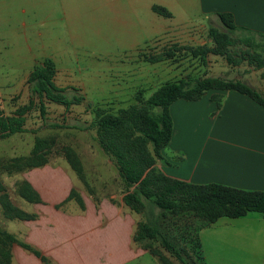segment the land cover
<instances>
[{"label":"rangeland","instance_id":"obj_1","mask_svg":"<svg viewBox=\"0 0 264 264\" xmlns=\"http://www.w3.org/2000/svg\"><path fill=\"white\" fill-rule=\"evenodd\" d=\"M152 1L158 3L159 0ZM167 1L172 6L176 4L175 0ZM175 10L177 16L172 20L145 5L132 10L124 2L113 8V0H0V109L6 115H13L18 108L28 107L27 131L0 139V188L16 206L21 207L24 202L29 208L19 188L34 171L17 172L12 162L16 157L30 155L37 137L55 142L49 155V167H71L67 157L70 156L83 168L84 179L78 178V187L85 195L121 206L126 192L116 159L101 147L97 129L90 127L97 115L121 116L132 107L156 114L159 109L149 108L145 102L165 82L184 77L236 78L238 72L252 65V56H264V36L228 30L217 16L208 19L199 8L189 14H181L176 5ZM181 24L188 25L190 30L163 32V27L175 28ZM213 28L225 34L224 37L216 40L211 35ZM203 47L208 51L205 60ZM47 58L55 63L56 83L65 88L67 96L70 99L83 97V100L67 109L63 104L46 99V113L42 115L38 97H32L28 77ZM250 77L264 90V71ZM129 131L134 132V129ZM135 138L127 137L126 142ZM66 147L71 149V154L64 149ZM148 149L153 154L151 144ZM169 151L167 147L166 152ZM161 164L169 167L164 159ZM3 190H0V229L8 231V219L17 218L5 215ZM127 210L134 215L135 249L150 252L136 257L130 264H163L160 255L152 254L153 251L168 260L166 264H204L197 241H202L201 254L208 264L205 253L217 248L216 241L207 239L208 236L226 230V240L236 242L227 232L233 231L239 223L233 218H220L208 225L192 212L176 215L156 209V218L151 221L149 210L145 213L134 212L129 207ZM141 222L156 223L161 237L135 241ZM241 225L239 223L238 227ZM164 237L181 252L183 260L162 245ZM238 243L241 247L248 242L239 239ZM237 247L230 248L237 250ZM7 248L0 243V264H7L4 253ZM218 249L221 246L218 245ZM225 249L228 248L223 247V252L219 250L215 254L221 258L224 253L228 260L243 259L239 251L226 252Z\"/></svg>","mask_w":264,"mask_h":264},{"label":"crops","instance_id":"obj_2","mask_svg":"<svg viewBox=\"0 0 264 264\" xmlns=\"http://www.w3.org/2000/svg\"><path fill=\"white\" fill-rule=\"evenodd\" d=\"M175 1L181 14L199 8L208 19H212L217 12H230L235 22L248 32L264 34V0ZM124 2L132 10L144 5L152 9L154 5H162L172 13L166 18L175 20L177 16L175 5L167 0L158 3L113 0V8ZM167 29L173 33L190 30L186 24L163 27V32ZM244 63L248 64L247 61ZM262 71L264 68L249 64L238 72L236 78L227 79L244 81L264 95V90L259 89L250 77ZM57 77L58 71L56 82ZM215 95L219 97L215 98ZM171 113L174 132L167 146L170 151L166 152L167 147L162 150L169 167H164L158 160L163 172L175 179L197 184L217 182L242 189L264 190V107L261 104L236 90H210L198 100H177L171 105ZM41 169L43 172H37ZM33 171L28 181L39 193L41 201L29 202L22 198L29 203V208L24 202L21 208L35 217L8 219L6 224L8 232L19 242L30 244L51 264H130L136 257L150 253L142 248L135 249L134 215L127 210L125 203L119 206L107 199L85 195L78 187V174L69 166L45 165L33 168ZM73 189L80 193L83 204L75 198L69 199ZM233 219L242 224L238 227L237 223V230L227 231L231 240L236 242L226 240V230L208 236L207 239L216 241L217 248L207 250L206 262L264 264V216L250 212ZM239 239L248 242L242 245L244 248L240 247ZM19 242L12 247V264H45L41 257ZM235 245L237 250L230 248ZM223 247L228 248L226 252L239 251L243 259L228 260L224 253L218 257L215 252L222 251Z\"/></svg>","mask_w":264,"mask_h":264},{"label":"trees","instance_id":"obj_3","mask_svg":"<svg viewBox=\"0 0 264 264\" xmlns=\"http://www.w3.org/2000/svg\"><path fill=\"white\" fill-rule=\"evenodd\" d=\"M153 10L165 17L172 16V13L162 5H154ZM216 15L228 30H248L238 25L234 15L230 12H217ZM254 33L264 36L261 32ZM211 35L218 40L225 34L213 28ZM202 50H206L203 55L205 60L208 51L206 47ZM250 63L258 68H264V56L261 57L259 54L252 56ZM57 71L52 59L47 58L41 65L36 66L28 77L32 97H38L42 115L46 113L44 104L46 99L63 104L67 109L83 100V97L70 99L67 96L65 88L56 83ZM210 90H236L250 96L264 107V95L244 81L220 76L184 77L180 80L165 82L146 100L145 103L149 108L159 109L156 114L132 107L121 116L100 113L91 122L90 127L97 129L101 147L116 159L126 192L123 201L132 211L145 213L149 210L153 217L151 221L156 218V209H160L161 213L171 212L176 215L192 212L206 220L208 225L221 217L238 218L250 212H259L264 216V190L242 189L217 182L197 184L175 179L157 166V160L163 159L162 150L169 145L173 137L174 121L171 105L179 99H201ZM218 104L220 105V101ZM27 110L28 107L24 106L18 108L13 115H6L0 109V139L27 131L25 128ZM132 128L134 132L129 131ZM135 131L138 132L137 135ZM130 136L136 138L132 142L129 140L126 142L127 137ZM54 144V140L50 143L46 138L37 137L30 155L14 158L13 167L17 172H21L47 165L50 162L49 155ZM148 144L152 145L153 154L149 151ZM64 149L71 154L70 148ZM67 157H69L71 168L76 171L80 179H84L83 168L77 165L70 156ZM19 189L20 196L27 201H41L39 193L28 180H23ZM3 192L5 193L3 205L6 216L18 219L35 217V214L16 206L8 193L5 190ZM71 198L83 204V198L76 189L71 191L69 199ZM159 237H161V230L156 223L141 222L134 239L135 241L156 240ZM197 240H200L199 236ZM15 242L19 241L12 233L0 229V243L8 246L6 252L3 251L7 257V264H12V247ZM197 242L199 256L204 263V256L201 254L202 244L201 241ZM19 243L41 257L45 264H51L47 257L30 244ZM162 245L174 253L177 258L183 260L181 252L165 237L162 238ZM152 254L160 255L163 264L168 262L159 252L153 251Z\"/></svg>","mask_w":264,"mask_h":264}]
</instances>
